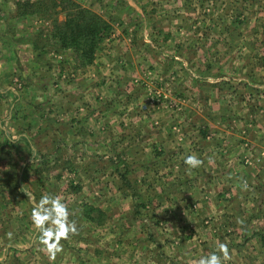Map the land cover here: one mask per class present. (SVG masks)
<instances>
[{
  "label": "crops",
  "instance_id": "obj_1",
  "mask_svg": "<svg viewBox=\"0 0 264 264\" xmlns=\"http://www.w3.org/2000/svg\"><path fill=\"white\" fill-rule=\"evenodd\" d=\"M19 1L0 0V26L12 12L18 18L23 3L49 0ZM71 1L108 29L90 63L80 65L78 54L59 49L51 20L29 18L42 33L25 35L21 47L34 60L47 59L56 84L35 78L25 105L0 104V142L19 148H0V220L18 208L13 227L0 233V264H154L162 253L178 262L187 246L219 255L216 245L228 231L234 232L227 263L246 264L249 253H263L264 38L250 39L245 27L252 19L254 32L264 31V0ZM63 17L59 12L56 21ZM21 18L8 25L31 23ZM199 57L208 63L199 66ZM79 67L93 72L77 76ZM91 74L95 80L84 78ZM181 74L193 88L177 81ZM157 75L164 79L155 84L160 99L142 110L145 78ZM168 75L173 84L165 82ZM242 140L251 147L245 166ZM191 154L201 166L184 163ZM45 194L61 197L77 223L76 259L66 240L55 260L41 251L31 211ZM174 239L175 250H164Z\"/></svg>",
  "mask_w": 264,
  "mask_h": 264
},
{
  "label": "rangeland",
  "instance_id": "obj_2",
  "mask_svg": "<svg viewBox=\"0 0 264 264\" xmlns=\"http://www.w3.org/2000/svg\"><path fill=\"white\" fill-rule=\"evenodd\" d=\"M11 2H13V0H11ZM247 4H248V1H246V5ZM8 12H10V11H8ZM21 16L25 17L26 21H29V22L31 21V23H26L25 26H22V24H20V25L16 24L17 21L11 22L10 24L15 25L14 26L15 28L10 27L8 25L9 22L12 20L23 19V18H21ZM31 16L32 15H30V14L17 15L18 18H16L14 15V12H12L11 17L14 19L7 16V18H6L7 22L0 26V33H1L2 29L4 30V32H6L5 38L3 39L2 43L0 44V104H3L2 108L4 110L6 108H9L11 106V104L13 105L14 103L21 105V102H19V101H23V105H25V103H26L25 100H27V98L31 97V94H33V91H31L29 84L35 78L37 79L38 82H41L44 85L45 84H49V85L56 84V83H54L55 78H56V74L53 71H51V68L49 66H47V63L45 62V60H47V59H43V60H39V61L34 60L33 58L29 57V53H28L29 47L27 49L25 48L26 50L21 47L24 44H26L24 39L27 38V36H28L27 34L42 33V30L40 29V27L34 25L33 20L29 19ZM1 17H3V16H1ZM249 21H250L251 26L248 28L245 27L246 33L250 39L255 38L256 42H258L259 38H261V37H259L261 34L263 35L262 38H264V31L260 32L259 27H258L257 31L254 32L255 26L253 24V21H252V19ZM261 29L264 30V25L261 27ZM7 33L9 35H11V38L7 35ZM254 34H255V36H254ZM25 35H27V36H25ZM199 37L202 39L201 42H202V46H203V51H206L207 45L205 44V36H203V34H202ZM196 46H197V49L201 50V47H199L200 46L199 41H198V44H196ZM45 55H47V54H45ZM40 57L41 56H38V58H40ZM69 58H70V55H69ZM71 60L75 64L76 59H75V61L73 59H71ZM1 61H3L4 64H2ZM195 61H197L196 64L198 63L199 66H204L206 63H208L209 59L207 57H203V58L199 57ZM68 64H70V61H68ZM68 64H66V65H68ZM152 64H151V66L157 65V62L153 61ZM188 67L189 66L187 64V68ZM77 69L79 70V73L77 74V76L84 75V72H86V71L87 72L88 71L93 72L92 69L90 70L88 68L84 69V68L79 67ZM52 70H54V69H52ZM68 76L71 77L70 74ZM175 77L177 78V81L182 80L181 82L183 84H187L190 88L191 87L193 88V86H191V84L189 82V76L187 74L176 75ZM84 78H90V79H94V80L96 79L94 74H91V76H89V77L87 75ZM151 79L154 81H151ZM163 80H164L163 77L158 76V75L156 76L155 79L152 77L145 78L144 82H146L148 85H146V88L145 87H143V88H144V91L146 89L145 97L148 98V100L146 101L145 104L142 103L141 106L139 105L140 109L145 110V109H147V108H145L147 106L148 107H154L155 103L159 101L160 90L158 89V87H155V84L157 82L162 83ZM167 80L168 81H165V82H167V83L171 82L172 84H173V82L176 81L175 78L173 79L171 75H168ZM134 84H136L135 81H133V83L129 84V88L131 90V99L137 98L136 88L134 87L135 86ZM4 88H6V89H4ZM1 89L8 90L9 92H6V94H5L3 91H1ZM10 89L15 91V93L13 91H11ZM34 93L37 95L36 96L37 99L43 100V97H40V96H43L42 95L43 93H39L38 91H34ZM139 95H140V93H139ZM14 97H18V98L16 100H14ZM172 102H174L173 99H171V103ZM177 108L178 107H176L175 109H177ZM172 110H174V108H172ZM242 141H244V142H242V144H241L242 150H241L240 159H241L242 164L245 166V165H249V163L251 161V160L248 161L249 152L251 150V147L249 145H247L248 144L247 140H242ZM249 147H250V150H249ZM0 148H4L8 151V150L14 149V148L17 149L18 147L16 148L15 144H13L12 142H6L5 145H3V143L0 142ZM8 160H9V157H7L6 161H8ZM6 167H7V170L9 172H12L11 167H8V165H6ZM46 173H45V176L47 177L48 173L47 174ZM59 187H57L56 189H58ZM63 197L65 198L64 194H63ZM258 202H254V204L251 206H252V208H254V207L256 208V206H254V205H258V209L262 210V206L260 207V204ZM22 206H23V204H22ZM17 210H18V208H14L11 215L7 214L6 216H4V215L1 216L0 221L3 222L4 225L0 224V233H2V230H4L5 228H8V226H9V228L13 227L12 223H9V222L11 221V218H12L11 216H14L15 212ZM22 212H23V210H22ZM12 220H13V218H12ZM13 221L15 223V220H13ZM16 221H17V224H19V220L17 219ZM1 226H5V227H1ZM181 226H183V225L181 224ZM228 232L229 233L227 235L228 236L230 235L233 239V233L232 232H234V231H228ZM79 236H78V234L72 235L66 240L67 242L66 241L64 242L66 244L68 243L69 246L72 247L71 248L72 249V255L74 256L75 259H76L75 254L78 253L77 247L80 246V244H81V242L79 240ZM228 236H222L223 237L222 242L228 243V240H229ZM185 239H189V238L186 237ZM217 241H219V240H217V238H215L214 242L216 243ZM229 241L231 242V240H229ZM164 245H165L164 250H165V248H167L168 252H173L175 250V248H173V247L178 246L179 241L175 240V239L171 240L169 243H168V241H166V242H164ZM229 246H233V243H231ZM198 247L199 248L197 249V251H191V252L189 251L191 249H188L189 246H187V248H183L184 252H186L185 255H182V253H180L178 251L180 256H181L179 259H177L178 262H174L173 261L174 259H173V257H171V255H165L164 253H162V255L160 256V254H159V256H158L159 260H156L154 262V264H190L193 261L198 260L201 256L207 255L208 251L203 252V250H205L206 248H200V245ZM216 247H218V245H216ZM229 249L231 250V248H229ZM191 254H193V255H191ZM262 260L264 261V249H263V253H258V252L257 253H249V256L247 257V260H246V264H263ZM39 261L42 263L41 259H39ZM232 261L233 262H231V263H227L228 262L227 261L226 264H238L236 259H233ZM88 263H90V261H88ZM80 264H84V263L81 262Z\"/></svg>",
  "mask_w": 264,
  "mask_h": 264
},
{
  "label": "trees",
  "instance_id": "obj_3",
  "mask_svg": "<svg viewBox=\"0 0 264 264\" xmlns=\"http://www.w3.org/2000/svg\"><path fill=\"white\" fill-rule=\"evenodd\" d=\"M56 6L59 7V11L55 10ZM59 12L64 14L60 22L56 21ZM15 13L38 15L51 20L50 34L58 43L59 49H70L78 54L80 65L90 63L96 44L108 29L107 23L97 14L71 0L27 2L19 6Z\"/></svg>",
  "mask_w": 264,
  "mask_h": 264
},
{
  "label": "clouds",
  "instance_id": "obj_4",
  "mask_svg": "<svg viewBox=\"0 0 264 264\" xmlns=\"http://www.w3.org/2000/svg\"><path fill=\"white\" fill-rule=\"evenodd\" d=\"M184 163L194 169L201 166L203 161L195 154H191L184 159ZM70 215L71 213L67 205L62 202L61 197L49 194L42 196L32 208L31 221L38 232V243L41 245V251L45 252L50 260H55L56 256L63 251L61 241L78 234L77 223L75 220L69 219ZM7 236L9 240L12 239L11 232L7 233ZM217 251L219 255L217 252H212L201 256L192 264H226L231 260L227 243L218 242Z\"/></svg>",
  "mask_w": 264,
  "mask_h": 264
}]
</instances>
